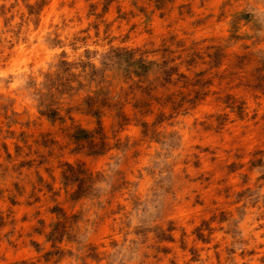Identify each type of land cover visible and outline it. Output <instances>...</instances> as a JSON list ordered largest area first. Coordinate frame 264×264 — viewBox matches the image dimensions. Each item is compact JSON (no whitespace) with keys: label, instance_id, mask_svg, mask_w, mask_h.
Segmentation results:
<instances>
[{"label":"rangeland","instance_id":"obj_1","mask_svg":"<svg viewBox=\"0 0 264 264\" xmlns=\"http://www.w3.org/2000/svg\"><path fill=\"white\" fill-rule=\"evenodd\" d=\"M244 10L0 0V264H264V12L234 27Z\"/></svg>","mask_w":264,"mask_h":264},{"label":"clouds","instance_id":"obj_2","mask_svg":"<svg viewBox=\"0 0 264 264\" xmlns=\"http://www.w3.org/2000/svg\"><path fill=\"white\" fill-rule=\"evenodd\" d=\"M249 7H253V8L259 9L260 11L264 12V0H243V8L245 10L243 12H241L239 16L234 14V18H233V21H232V25L234 27L236 26V21L239 20L241 17L243 18V13ZM5 75H9L10 76V74L0 73V77H3ZM15 87H16V85L14 83H10L8 81L6 91H8L9 89H15ZM260 232H264V227H262L260 229ZM242 235H247V234L246 233H242ZM254 235H256L257 239L261 243H264V237H260L258 234H254ZM254 243H255V241L253 242V244ZM253 244L238 243V244H235L234 246L236 247L237 251H239L242 248L251 247V246H253Z\"/></svg>","mask_w":264,"mask_h":264},{"label":"trees","instance_id":"obj_3","mask_svg":"<svg viewBox=\"0 0 264 264\" xmlns=\"http://www.w3.org/2000/svg\"><path fill=\"white\" fill-rule=\"evenodd\" d=\"M67 179H69V178H67Z\"/></svg>","mask_w":264,"mask_h":264}]
</instances>
